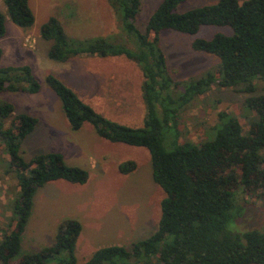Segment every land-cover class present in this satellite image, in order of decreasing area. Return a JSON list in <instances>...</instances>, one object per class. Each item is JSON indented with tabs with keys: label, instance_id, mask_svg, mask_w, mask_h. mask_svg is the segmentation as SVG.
<instances>
[{
	"label": "trees",
	"instance_id": "trees-1",
	"mask_svg": "<svg viewBox=\"0 0 264 264\" xmlns=\"http://www.w3.org/2000/svg\"><path fill=\"white\" fill-rule=\"evenodd\" d=\"M10 20L19 27L31 28L36 17L30 0H4ZM120 21L121 33L113 40L105 37L75 39L69 37L57 18L41 27V37L52 45L50 60L66 63L78 57H125L143 72V100L146 119L142 128L113 121L97 112L71 87L55 75L46 83L62 102L72 130L86 124L111 143L146 148L150 151L153 179L166 193L158 230L139 241L130 250L121 246L99 249L83 264H264V231L232 232L238 194L261 192L264 198V94L257 92L256 81L264 82V0H218L217 3L179 13L187 0H163L150 17L146 32L137 27L143 0H108ZM7 18L0 12V39L7 34ZM204 26L227 27L231 36L218 33L212 39H196V52L220 59L216 72L177 89L160 47L161 35L175 31L196 35ZM129 47L113 43L121 36ZM128 38V39H127ZM0 49V93L37 94L41 84L29 66L2 67ZM213 86L240 89L248 96L245 106L254 115L246 133L236 118L223 121L214 139L201 144L175 142L174 149L164 148V130L177 126L179 113L195 96ZM175 104L174 106H172ZM163 114L162 119L158 111ZM225 114H221L224 120ZM38 119L15 115V107L0 102V145L10 158V170L18 181L20 194L14 203V220L0 241V264H81L76 257L82 233L78 220L63 223L56 242L37 253L16 260L22 249V237L32 216L39 189L56 181L85 185L89 172L69 166L62 154L52 152L35 156L29 162L22 155V145L32 134ZM136 169L134 162L119 166L123 175Z\"/></svg>",
	"mask_w": 264,
	"mask_h": 264
},
{
	"label": "rangeland",
	"instance_id": "rangeland-1",
	"mask_svg": "<svg viewBox=\"0 0 264 264\" xmlns=\"http://www.w3.org/2000/svg\"><path fill=\"white\" fill-rule=\"evenodd\" d=\"M34 1L36 23L31 28H22L10 20L5 1L0 0V12L7 18V34L0 39V49L3 51L1 66L31 67L41 84V91L37 94L0 93V102L12 104L15 115L27 114L39 121L35 131L22 145V155L26 161L38 155L60 153L74 165L87 169L90 178L82 186L52 183L38 190L35 210L23 234L22 249L16 260L52 246L60 226L69 219H75L83 226L79 249L76 250L77 260L83 264L99 249L121 246L130 250L135 243L150 238L159 228L161 204L166 193L153 179L148 149L97 139L96 131L90 124L79 131L69 129L62 102L48 86L46 78L49 75L57 76L97 112L134 128H142L146 119L142 93L145 79L140 67L125 57H110L102 61L105 67L103 70L109 77L107 80L103 75L94 80L83 78L78 73L65 74V68L70 62L62 64L48 57L52 43L41 37V27L52 17L61 21L71 38H116L121 33L120 21L108 0ZM162 1L143 0L137 20V27L143 33ZM239 1L242 3L246 0ZM217 2L187 0L177 11L185 13ZM218 33L231 36L233 30L204 26L196 35L175 31H166L161 35L160 47L167 59L170 75L178 85L171 92L175 104L185 83L198 81L208 73L216 72L220 59L215 55L194 51L192 44L196 39L210 40ZM113 43L130 46L122 36ZM95 60L89 58L84 60L85 63L76 61L75 65L89 68ZM94 64L99 66V63ZM93 84L97 88H92ZM255 85L257 92L254 95L264 94V82L256 81ZM248 96L238 88L224 89L217 86L203 95L195 96L180 110L177 126L165 127L164 148L167 151L173 150L177 141L181 144L210 141L215 138L222 122L230 118L238 119L247 133L254 119L253 113L245 106ZM158 114L162 119L163 114L159 111ZM221 114L226 115L224 120H221ZM88 157L96 159V171H90ZM82 160L85 164L81 163ZM124 162H134L136 169L128 175L120 174L117 165ZM9 170L10 158L0 145V241L14 220V203L20 194L18 181L14 174L8 173ZM238 196L233 210L234 220L229 222L228 228L232 232L242 233L264 231V198L261 192H240ZM79 200L83 206H80L79 214L74 216L78 213L76 203ZM135 262L131 260L130 264ZM147 262L159 264L157 257L147 259Z\"/></svg>",
	"mask_w": 264,
	"mask_h": 264
},
{
	"label": "crops",
	"instance_id": "crops-1",
	"mask_svg": "<svg viewBox=\"0 0 264 264\" xmlns=\"http://www.w3.org/2000/svg\"><path fill=\"white\" fill-rule=\"evenodd\" d=\"M44 1V0H43ZM42 1V2H43ZM34 0H30V6H31V9H32V11L34 12V14H35V17H36V12H35V10H34V7H35V4H34ZM56 6V5H55ZM57 7V6H56ZM50 19V18H49ZM48 19V20H49ZM61 22V21H60ZM36 23V22H35ZM62 24V23H61ZM64 27V26H63ZM65 29V28H64ZM89 58H95L96 60L95 61H93L92 62V64H91V66H89V68H82L81 67V65L80 66H76L75 65V63H76V61L77 62H79V63H82V61H84V60H86V59H89ZM108 58H110V57H108ZM108 58H101V57H82V58H75V59H71L70 61H68V62H66V63H62V64H68L69 62H70V64L69 65H67V67L65 68V74H66V72L67 73H78L79 74V76H81V77H86V78H90V79H94V80H97L98 78H100V76L99 75H103L104 76V78L107 80L109 77L107 76V74L105 73V71L103 70V69H105V67L103 66V63H102V61L103 60H106V59H108ZM112 58H114V57H112ZM83 63H85V61L83 62ZM94 63H99V66L97 65V64H94ZM53 64V63H52ZM104 81V80H103ZM92 88H97V85H92L91 86ZM100 89H102V88H100ZM92 106V105H91ZM93 107V106H92ZM94 108V107H93ZM95 109V108H94ZM96 110V109H95ZM86 125H89V124H86ZM85 125V126H86ZM123 125H127V126H130V125H128V124H125V123H123ZM69 127V129H71V127L70 126H68ZM130 127H132V126H130ZM136 128V127H135ZM96 135H97V133H96ZM97 137V139H100L101 137H99L98 135L96 136ZM102 139V138H101ZM102 141H104V142H109V141H107V140H105V139H102ZM95 142H97V143H100V142H98L97 140H95ZM111 143V142H110ZM113 144H115V143H113ZM128 146V145H127ZM132 147V146H131ZM64 156V155H63ZM64 158H65V162L68 164V163H70L71 165H69V166H72V167H78L77 165H74L75 163H71L72 161H69L68 159H67V157H65L64 156ZM88 166H90V171L91 172H93V171H96V169H97V165H98V163H97V161H96V159L94 158V157H88ZM104 160V159H103ZM81 163H83V160H82V162ZM83 164H85V163H83ZM121 164H119V165H117V170H118V172L121 174V172L119 171V166H120ZM105 166V165H104ZM79 168H82V167H79ZM82 169H84V168H82ZM85 170H87V169H85ZM105 170H106V168H105ZM88 171V170H87ZM89 172V171H88ZM123 175V174H122ZM89 178H90V175H89ZM52 183H63L62 185H75L76 186V184H71V183H69V182H67V181H56V182H51V183H49V184H52ZM88 183V182H87ZM86 183V184H87ZM46 186V185H45ZM80 186V185H79ZM82 186V185H81ZM42 189V188H41ZM34 203H35V199H34ZM72 205H73V203H71ZM76 205H77V209H78V213L76 214V215H74V216H77L78 214H79V209L81 208L80 206H83V202L81 201V200H79V202H78V204L76 203ZM33 210H35V205H34V209ZM33 216V215H32ZM32 216H31V218H30V220H29V224H30V221H31V219H32ZM28 224V225H29ZM82 225V224H81ZM28 227V226H27ZM82 231H83V226H82ZM80 237H81V235H80ZM79 237V238H80ZM79 241L80 240H78V243H77V249H79Z\"/></svg>",
	"mask_w": 264,
	"mask_h": 264
}]
</instances>
